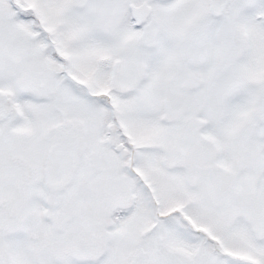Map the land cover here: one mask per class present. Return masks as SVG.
I'll use <instances>...</instances> for the list:
<instances>
[{"label":"snow or ice","instance_id":"1","mask_svg":"<svg viewBox=\"0 0 264 264\" xmlns=\"http://www.w3.org/2000/svg\"><path fill=\"white\" fill-rule=\"evenodd\" d=\"M0 264H264V0H0Z\"/></svg>","mask_w":264,"mask_h":264}]
</instances>
